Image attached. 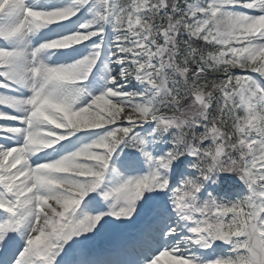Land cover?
<instances>
[{
  "label": "snow or ice",
  "instance_id": "1",
  "mask_svg": "<svg viewBox=\"0 0 264 264\" xmlns=\"http://www.w3.org/2000/svg\"><path fill=\"white\" fill-rule=\"evenodd\" d=\"M0 264H264V0H0Z\"/></svg>",
  "mask_w": 264,
  "mask_h": 264
},
{
  "label": "rangeland",
  "instance_id": "2",
  "mask_svg": "<svg viewBox=\"0 0 264 264\" xmlns=\"http://www.w3.org/2000/svg\"><path fill=\"white\" fill-rule=\"evenodd\" d=\"M113 240V237H109V238H107L106 239V241L109 243L110 241H112Z\"/></svg>",
  "mask_w": 264,
  "mask_h": 264
}]
</instances>
